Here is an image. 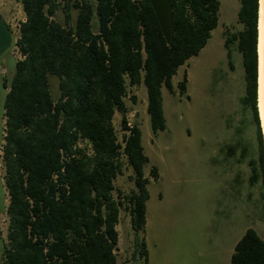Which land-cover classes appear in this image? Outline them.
<instances>
[{
	"label": "trees",
	"instance_id": "16d2710c",
	"mask_svg": "<svg viewBox=\"0 0 264 264\" xmlns=\"http://www.w3.org/2000/svg\"><path fill=\"white\" fill-rule=\"evenodd\" d=\"M169 1L172 26L166 45L147 0H16L23 21L10 48L19 58L1 83L7 226L5 239H0V264H116L121 206L133 233L132 257L146 263L138 233L148 199V179L142 172L148 160L136 126L123 137L121 149L112 117L118 113L121 129L127 130L126 87L142 85L150 131H163L161 88L172 91L177 69L197 56L217 25V0ZM258 11L259 0H239L241 30L225 31L223 48L230 68V46L240 54V103L250 109L255 127L257 162L248 161V185L261 180L264 187ZM49 77L57 81L56 97L49 91ZM185 85L184 73L176 85L179 95L185 93ZM79 141L90 145V155L78 147ZM237 150L240 162L248 151L239 139L219 153L226 160ZM121 154L132 171L135 190L115 199L113 181L122 173ZM149 177L156 178L155 168ZM228 264H264V240L246 229Z\"/></svg>",
	"mask_w": 264,
	"mask_h": 264
},
{
	"label": "rangeland",
	"instance_id": "374dc122",
	"mask_svg": "<svg viewBox=\"0 0 264 264\" xmlns=\"http://www.w3.org/2000/svg\"><path fill=\"white\" fill-rule=\"evenodd\" d=\"M217 25L204 48L189 58L171 78L172 91L161 88V106L165 129L152 134L146 114L144 87H126L123 102L125 118L140 131V144L147 163L143 176L148 179L145 202L147 264H228L233 246L246 229L264 240V187L261 180L248 185V161L257 162L255 127L249 108L241 105L244 95L243 69L235 45L230 46L231 68L227 64L223 39L241 30L237 23L239 0H217ZM0 18L12 39L17 37L23 13L16 0H0ZM18 59L10 48L0 56V119L5 90L2 81L11 76L12 62ZM185 73V93L178 95L176 85ZM56 79L48 78L52 97H56ZM120 116L112 125L121 141ZM239 139L247 154L238 162L223 159L220 148ZM78 147L87 150L79 141ZM122 173L113 181L112 196L117 199L135 190L133 174L121 157ZM155 168L156 178L149 177ZM0 167V239H5L7 197ZM116 264H143L132 257L133 233L129 216L121 206L116 226ZM141 239V233H138Z\"/></svg>",
	"mask_w": 264,
	"mask_h": 264
},
{
	"label": "water",
	"instance_id": "95a60500",
	"mask_svg": "<svg viewBox=\"0 0 264 264\" xmlns=\"http://www.w3.org/2000/svg\"><path fill=\"white\" fill-rule=\"evenodd\" d=\"M154 14L155 21L166 45L170 43L172 10L169 0H147ZM12 43V35L0 18V56L7 52ZM259 81H258V104L259 114L264 136V0H261L259 22ZM264 146V145H263Z\"/></svg>",
	"mask_w": 264,
	"mask_h": 264
},
{
	"label": "built area",
	"instance_id": "2783aa9c",
	"mask_svg": "<svg viewBox=\"0 0 264 264\" xmlns=\"http://www.w3.org/2000/svg\"><path fill=\"white\" fill-rule=\"evenodd\" d=\"M132 1H137V0H132ZM17 56L19 58V55L18 54H17ZM125 121H126V128H127V130L121 129V131H122V138H121V141H117V143L120 145L121 149L123 148V145H124L123 137H126L128 135V130L132 127V125L128 122V120H125ZM81 142H83L84 144H86L87 150L85 152H86L87 155H90L91 154L90 145L86 141H81ZM1 144H2V142L0 143V145ZM121 157H124V156L121 154ZM0 167L3 169V165H2V162H1V147H0ZM53 178H55V176H53Z\"/></svg>",
	"mask_w": 264,
	"mask_h": 264
},
{
	"label": "crops",
	"instance_id": "0c3cea01",
	"mask_svg": "<svg viewBox=\"0 0 264 264\" xmlns=\"http://www.w3.org/2000/svg\"><path fill=\"white\" fill-rule=\"evenodd\" d=\"M23 21V19L21 20V22ZM184 65V64H183ZM139 86H141V85H139ZM179 95V94H178ZM145 104H146V102H145ZM116 114H118V113H114L113 114V117L116 115ZM119 115V114H118ZM120 116V115H119ZM113 117H112V119H113ZM3 122H4V120H3V118H2V116H1V119H0V133H1V135H0V143L2 142V140H1V136L3 135V132H2V128H3ZM113 123V122H112ZM145 214V213H144ZM144 225H145V218H144ZM144 225H143V228H142V232H141V239H142V241H143V244H144V248H145V252H146V256H147V254H148V251L146 250V242L144 243V239H143V232H144ZM234 247V246H233ZM232 252H233V250H232ZM232 254V253H231ZM231 254H230V256H231ZM229 259H230V257H229ZM228 263H229V260H228ZM145 264H147V260H146V263Z\"/></svg>",
	"mask_w": 264,
	"mask_h": 264
},
{
	"label": "bare ground",
	"instance_id": "6f19581e",
	"mask_svg": "<svg viewBox=\"0 0 264 264\" xmlns=\"http://www.w3.org/2000/svg\"><path fill=\"white\" fill-rule=\"evenodd\" d=\"M260 10H261V0H259V11H258V81H259V70H260V60H259V22H260ZM258 110H259V104H258ZM259 118H260V114H259ZM261 128H262V125H261ZM262 133H263V131H262ZM263 140H264V136H263Z\"/></svg>",
	"mask_w": 264,
	"mask_h": 264
}]
</instances>
